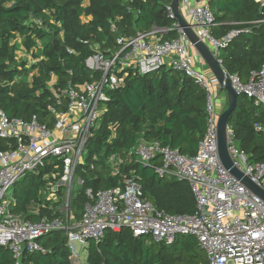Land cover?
<instances>
[{
    "label": "trees",
    "instance_id": "obj_1",
    "mask_svg": "<svg viewBox=\"0 0 264 264\" xmlns=\"http://www.w3.org/2000/svg\"><path fill=\"white\" fill-rule=\"evenodd\" d=\"M172 0H0V108L10 117L25 120L36 116L41 123L55 128L57 120L50 106L66 111L68 99L63 94L68 83L74 85L100 78L85 61L96 51L119 49L120 36L131 37L150 32L154 27H171L167 7ZM214 12V35L222 37L236 28L241 32L220 54L229 74L248 81L253 70L264 63V10L256 0H209ZM235 22V23H233ZM175 35L171 32L170 36ZM168 37V36H164ZM19 39L21 40L19 42ZM41 41V44H38ZM23 46L35 62L17 60ZM71 50V51H69ZM36 70L31 80L29 74ZM57 80L54 89L62 96L58 104L49 81ZM123 86L108 90L109 99L99 126L90 140L85 159L78 168L84 183L72 194L71 208L81 218L88 201L86 190L113 188L120 177L111 174L108 159L125 153L140 141H160L193 156L206 131L207 92L193 78L172 68L139 74L127 70ZM228 105V102H227ZM264 109L239 94L237 106L229 116L240 148L252 160L264 162ZM17 146L16 140L0 137V151ZM50 165L27 173L12 188L17 202L13 210L25 219L37 221L43 216H61L55 201L45 200L42 191L53 177L47 173L62 171L61 160L54 157ZM154 164L136 160L123 171L137 178L144 197L170 214L193 213L196 198L185 181L161 177ZM38 210V212H36ZM46 252H24L21 264H72L71 251L64 230H54L40 238ZM84 264H207L202 248L193 235L179 236L172 244L149 242L136 237L128 227L109 230L96 243L91 241ZM0 264H15L9 247L0 246Z\"/></svg>",
    "mask_w": 264,
    "mask_h": 264
},
{
    "label": "built area",
    "instance_id": "obj_2",
    "mask_svg": "<svg viewBox=\"0 0 264 264\" xmlns=\"http://www.w3.org/2000/svg\"><path fill=\"white\" fill-rule=\"evenodd\" d=\"M181 1L185 5L184 9L180 6L181 12L222 64V50L241 31L234 28L217 37L209 0ZM256 1L264 10V0ZM167 9L168 17L175 20L171 27L120 36L119 49L98 50L86 59L87 68L99 71L100 78L78 85L68 83L63 91L68 99L67 110L49 107L57 120L55 128L41 123L36 116L29 120L10 117L0 108V137L17 141L16 147L0 151V246L9 247L15 264H21L24 252H46L40 238L54 230L65 231L72 264H81L77 242L85 248L91 241L99 243L107 231H120L123 227L130 228L136 237L146 236L149 242L156 243L172 244L179 236L193 235L207 255V264H264V199L233 175L219 156L223 87L191 44L172 3ZM256 22L263 23L264 19ZM171 32L175 35L170 36ZM163 67L193 78L207 92L206 131L197 153L184 155L179 148L154 140L138 142L125 156L112 154L108 163L111 174L120 177V185L97 191L88 188L82 217L76 218L71 208L74 183L75 179L78 186L84 183L78 168L105 111L108 90L123 86L127 76L124 72L129 69L145 75ZM228 75L238 95H246L255 106L264 109V63L251 72L248 81H242L238 74ZM50 88L57 103L62 104V95L54 89V83ZM256 129L264 132V124H257ZM227 147L234 165L264 190V162L252 160L239 147L229 125ZM54 157L61 160V175L57 178L56 172L47 173L44 178L53 177L55 181H49L42 192L49 195L45 200L59 204L57 211L62 215H46L37 221L25 219L13 210L17 200L12 188L28 172L50 165ZM49 158L51 161L45 163ZM156 158L159 160L154 168L161 177L190 185L196 198L193 213L170 214L158 209L143 196L137 178L123 171V166L133 160L153 165Z\"/></svg>",
    "mask_w": 264,
    "mask_h": 264
},
{
    "label": "water",
    "instance_id": "obj_3",
    "mask_svg": "<svg viewBox=\"0 0 264 264\" xmlns=\"http://www.w3.org/2000/svg\"><path fill=\"white\" fill-rule=\"evenodd\" d=\"M172 6L175 11L176 18L182 26L184 32L188 36L190 42L194 47L201 53L204 58L207 67L216 76L220 85L226 92L228 100V108L223 111L218 120V149L219 156L224 166L237 178L241 179L242 182L248 186L255 194L259 195L264 199V190L252 182L246 177L242 171H240L235 165L228 152L227 147V128L229 125V116L235 110L237 106L238 93L234 90L231 85L230 77L228 72L223 68L221 62L214 56L209 46L202 40L199 39L196 31L192 28L189 21L180 8V0H172Z\"/></svg>",
    "mask_w": 264,
    "mask_h": 264
},
{
    "label": "rangeland",
    "instance_id": "obj_4",
    "mask_svg": "<svg viewBox=\"0 0 264 264\" xmlns=\"http://www.w3.org/2000/svg\"><path fill=\"white\" fill-rule=\"evenodd\" d=\"M233 23H235V22H233ZM20 41L21 40L19 39V42ZM38 44H41V41H39ZM38 48H34L33 51H28L23 46H20V48L16 52L17 53V60L20 62L21 61H28V66H31L35 62V59H36V57L33 54L37 51ZM36 73H37L36 70L32 71L29 74L27 79L31 80L33 77V74H36ZM56 79H57L56 75L52 76L51 80L49 81V87L50 86L52 87V85H53V83H55ZM220 95H221V99L223 100L222 101L223 102L222 103V109H223V111H225L228 108V105H227L228 100H227V95H226V92L224 89L220 92ZM50 161H51V159L49 158V159L45 160V163H49ZM39 170L30 171L28 173L38 172ZM74 184H75V190L73 191V193L76 192V189L78 187V183H77L76 179H75ZM41 193H42L43 198H49V195H47L46 193H43V192H41ZM182 236H185V235H182ZM76 245H77V249L81 252V258H80L81 264H84L86 262L87 254H88L87 247L82 248L78 242L76 243ZM201 252H202V256L204 257V261L207 263V255H206L205 251L201 250Z\"/></svg>",
    "mask_w": 264,
    "mask_h": 264
},
{
    "label": "crops",
    "instance_id": "obj_5",
    "mask_svg": "<svg viewBox=\"0 0 264 264\" xmlns=\"http://www.w3.org/2000/svg\"><path fill=\"white\" fill-rule=\"evenodd\" d=\"M181 2H182V1H181ZM181 2H180V4H181L180 6H181L182 9H184V6H185V5L183 4V2H182V3H181Z\"/></svg>",
    "mask_w": 264,
    "mask_h": 264
}]
</instances>
